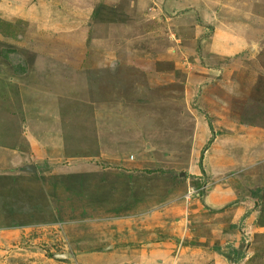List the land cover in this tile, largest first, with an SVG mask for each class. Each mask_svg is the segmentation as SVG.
<instances>
[{
  "label": "rangeland",
  "instance_id": "1",
  "mask_svg": "<svg viewBox=\"0 0 264 264\" xmlns=\"http://www.w3.org/2000/svg\"><path fill=\"white\" fill-rule=\"evenodd\" d=\"M262 37L264 0H0V264H96L192 189L176 262L264 264Z\"/></svg>",
  "mask_w": 264,
  "mask_h": 264
},
{
  "label": "crops",
  "instance_id": "2",
  "mask_svg": "<svg viewBox=\"0 0 264 264\" xmlns=\"http://www.w3.org/2000/svg\"><path fill=\"white\" fill-rule=\"evenodd\" d=\"M33 24L40 27L43 25L42 22H29L26 30L27 36L30 35L32 30L40 28H34ZM48 27L50 28L51 26ZM135 199H137L136 195ZM207 200H210L209 194L207 195ZM225 200H227L225 197H214L211 202L209 201V205L202 203L211 211L222 208ZM198 201L200 202L201 200L198 199ZM218 201L223 202L222 206L216 205ZM235 201H228L226 203L228 205L225 204V207ZM239 201H243V199H239ZM181 204L168 201L155 207L138 209L134 213L129 214V216H119L109 220L108 231L113 242L111 245H114V249L112 251L91 253L96 257L91 262L96 264H176L177 258L174 257L176 246L178 242L183 240L189 242L190 229H193L189 225L190 213L186 210V207H183V209ZM239 218L238 224L240 226H238V230L243 239V210ZM240 220H242L241 223ZM114 237L116 240L112 239ZM127 239L131 240L128 241L129 244L126 242ZM195 249L198 250L199 248ZM230 249V253L219 250L218 255L220 257L225 255L232 256L234 252H238V256H240L243 251V247H233L232 245ZM225 262L228 264L227 261Z\"/></svg>",
  "mask_w": 264,
  "mask_h": 264
},
{
  "label": "water",
  "instance_id": "3",
  "mask_svg": "<svg viewBox=\"0 0 264 264\" xmlns=\"http://www.w3.org/2000/svg\"><path fill=\"white\" fill-rule=\"evenodd\" d=\"M263 43H264V37H262L261 39H259L256 42L252 43L249 46L250 51L251 52H255L260 47V45L263 44ZM14 171H29V166H27V167L20 166V167L15 168ZM183 175H185V174H183ZM249 200L253 203L252 206H254V207L258 204V200L255 199V198L249 199ZM202 201L205 202V192H203V200ZM243 217H244V215H243ZM241 221L242 220H240V223H241ZM244 233H245V235L247 237H249V238L251 237V232L250 231H244ZM243 254H244V252L242 251V254L240 256H238V252H234V255H232V256H228V255H225V254L224 255H225V258H226L228 264H239L241 262V260L243 259Z\"/></svg>",
  "mask_w": 264,
  "mask_h": 264
},
{
  "label": "built area",
  "instance_id": "4",
  "mask_svg": "<svg viewBox=\"0 0 264 264\" xmlns=\"http://www.w3.org/2000/svg\"><path fill=\"white\" fill-rule=\"evenodd\" d=\"M186 198H187V205H186V210L188 211V208L190 206V201L192 199H200L203 198L202 197V193L198 191V189H192V191H190L187 195H186ZM179 245L182 244V242H179L178 243ZM177 253V251H175ZM180 262V261H179ZM179 262H176V264H180Z\"/></svg>",
  "mask_w": 264,
  "mask_h": 264
},
{
  "label": "bare ground",
  "instance_id": "5",
  "mask_svg": "<svg viewBox=\"0 0 264 264\" xmlns=\"http://www.w3.org/2000/svg\"><path fill=\"white\" fill-rule=\"evenodd\" d=\"M181 249H182L181 244H180V245L177 244V246H176V250H175V251H177L178 253H180Z\"/></svg>",
  "mask_w": 264,
  "mask_h": 264
},
{
  "label": "trees",
  "instance_id": "6",
  "mask_svg": "<svg viewBox=\"0 0 264 264\" xmlns=\"http://www.w3.org/2000/svg\"><path fill=\"white\" fill-rule=\"evenodd\" d=\"M18 66V65H17ZM15 70H17V67H15ZM24 70V69H23ZM22 70V71H23ZM22 71H20V70H17V72H22ZM199 110H201V109H199ZM206 115H207V113H206ZM208 116V115H207ZM16 168V167H15ZM257 195H258V192H257ZM256 198V197H255ZM215 250H217V248H214Z\"/></svg>",
  "mask_w": 264,
  "mask_h": 264
}]
</instances>
